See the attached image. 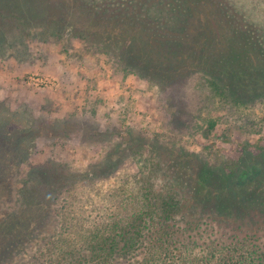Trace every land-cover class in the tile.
Returning a JSON list of instances; mask_svg holds the SVG:
<instances>
[{
    "label": "trees",
    "instance_id": "16d2710c",
    "mask_svg": "<svg viewBox=\"0 0 264 264\" xmlns=\"http://www.w3.org/2000/svg\"><path fill=\"white\" fill-rule=\"evenodd\" d=\"M256 14H264V0H0V57L10 52L24 62L29 42H55L67 51L78 40L166 94L172 123L189 126L170 94L193 74H202L229 106L264 97V20ZM69 121L56 119L51 133L99 137L94 141L103 145L110 138L115 148L82 172L51 160L29 176L24 196L55 203L59 230L81 221L74 207L80 193L65 200L61 222L57 204L84 183L104 186L129 164L143 178L133 190L109 187L113 202L93 208L88 222L82 217L89 224L83 239L60 241L55 255L36 256L33 264H264V146L253 172L243 167L247 155L230 157L208 143L191 150L133 127L113 140L112 127Z\"/></svg>",
    "mask_w": 264,
    "mask_h": 264
},
{
    "label": "rangeland",
    "instance_id": "374dc122",
    "mask_svg": "<svg viewBox=\"0 0 264 264\" xmlns=\"http://www.w3.org/2000/svg\"><path fill=\"white\" fill-rule=\"evenodd\" d=\"M258 18L264 20V14ZM29 48L31 54L24 62L10 52L0 57V264H33L36 256L55 255L60 241L68 246L82 240L81 230L89 224L81 221L95 217L93 208L113 202L106 190L111 187L119 192L120 186L133 190L134 181L143 178L138 166L129 164L118 180H109L104 186L100 181L94 186L84 183L86 186L57 204L61 222L65 200L80 193V202L74 207L79 212L76 220L81 221L68 230L61 225L59 230L55 203L24 196L31 184L29 176L51 160L82 172L113 153L115 144L110 138L103 145L94 141L99 137H56L48 126L56 119H69L70 124L85 120L91 128L112 127L121 135L133 127L148 135L179 140L191 150L203 149L208 143L230 157L247 155L242 158L243 167L257 171L254 159L264 146V97L249 106H229L220 101L202 74H193L170 94L177 102L178 117L189 125L175 126L166 94L119 70L104 53L88 49L78 40L67 51L55 42H29ZM118 134L112 139H120ZM97 189L104 192L99 194ZM44 211L49 215L46 224L37 228Z\"/></svg>",
    "mask_w": 264,
    "mask_h": 264
},
{
    "label": "built area",
    "instance_id": "2783aa9c",
    "mask_svg": "<svg viewBox=\"0 0 264 264\" xmlns=\"http://www.w3.org/2000/svg\"><path fill=\"white\" fill-rule=\"evenodd\" d=\"M32 79H34V78H32ZM36 79V78H35Z\"/></svg>",
    "mask_w": 264,
    "mask_h": 264
}]
</instances>
